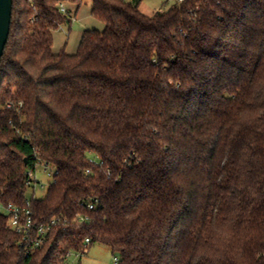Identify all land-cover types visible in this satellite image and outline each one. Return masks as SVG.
Instances as JSON below:
<instances>
[{"label": "trees", "instance_id": "16d2710c", "mask_svg": "<svg viewBox=\"0 0 264 264\" xmlns=\"http://www.w3.org/2000/svg\"><path fill=\"white\" fill-rule=\"evenodd\" d=\"M142 1L13 0L0 205L28 201L32 232L0 215V264H65L86 239L116 264H264V0ZM85 2L103 32L53 55L58 6ZM39 164L52 183L26 200Z\"/></svg>", "mask_w": 264, "mask_h": 264}, {"label": "rangeland", "instance_id": "374dc122", "mask_svg": "<svg viewBox=\"0 0 264 264\" xmlns=\"http://www.w3.org/2000/svg\"><path fill=\"white\" fill-rule=\"evenodd\" d=\"M172 3L171 0H143L139 9L143 14L150 16L166 9ZM65 7L68 10L65 15L67 19L53 32L52 53L58 55L64 52L66 55L72 56L76 54L81 37L85 32H103L104 25L91 16L89 2H85L78 11H76V7L70 5H65ZM53 174L52 167L37 165L33 173L35 182L31 183L26 190V200L43 198L48 186L52 183ZM115 258H118L117 255H112L106 246L97 244L85 250L81 255L77 253L69 255L66 264H114Z\"/></svg>", "mask_w": 264, "mask_h": 264}, {"label": "built area", "instance_id": "2783aa9c", "mask_svg": "<svg viewBox=\"0 0 264 264\" xmlns=\"http://www.w3.org/2000/svg\"><path fill=\"white\" fill-rule=\"evenodd\" d=\"M173 3L176 4H181L183 3L185 0H171ZM59 12L62 15H66L68 10L65 7V4H60L58 6ZM88 173V171H86V174ZM29 186L31 185V183L35 182L34 178H33V174L29 173ZM93 206L92 205H88V210H92ZM0 215H4L6 217H8L9 220V225L10 228L18 235H20L22 237V240L24 242H27L31 239V232H32V217H31V211L29 209V203L28 201L25 203V206L21 207V206H17L14 205L12 203H9L7 205H0ZM88 219L82 216H77L76 219H74V222H76L77 224H83L84 222H86ZM55 223L51 222L48 226L46 227H40L38 229V236L33 239L31 241V246L27 251V254L30 253V250H34L36 248H39L41 246H43L46 242V234L50 231L51 226H53ZM21 245V244H20ZM89 245V240L86 239L84 241V245H83V251L87 250V247ZM73 254V252H69L66 260H65V264L66 261L69 257V255ZM79 255H81L82 253H77ZM118 263L117 258L114 259V264Z\"/></svg>", "mask_w": 264, "mask_h": 264}, {"label": "water", "instance_id": "95a60500", "mask_svg": "<svg viewBox=\"0 0 264 264\" xmlns=\"http://www.w3.org/2000/svg\"><path fill=\"white\" fill-rule=\"evenodd\" d=\"M13 0H0V62L8 41Z\"/></svg>", "mask_w": 264, "mask_h": 264}, {"label": "crops", "instance_id": "0c3cea01", "mask_svg": "<svg viewBox=\"0 0 264 264\" xmlns=\"http://www.w3.org/2000/svg\"><path fill=\"white\" fill-rule=\"evenodd\" d=\"M140 10V9H139ZM153 15V14H152ZM147 16V15H146ZM151 16V15H150Z\"/></svg>", "mask_w": 264, "mask_h": 264}]
</instances>
